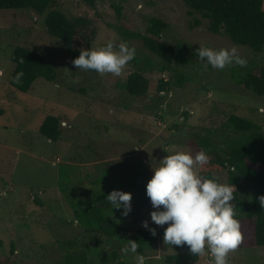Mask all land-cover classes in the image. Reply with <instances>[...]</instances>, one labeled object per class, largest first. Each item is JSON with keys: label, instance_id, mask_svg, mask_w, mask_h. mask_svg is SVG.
Returning a JSON list of instances; mask_svg holds the SVG:
<instances>
[{"label": "rangeland", "instance_id": "obj_1", "mask_svg": "<svg viewBox=\"0 0 264 264\" xmlns=\"http://www.w3.org/2000/svg\"><path fill=\"white\" fill-rule=\"evenodd\" d=\"M115 1L52 5L68 17L90 19L92 64L68 57L63 42L46 32L44 14L0 9V255L13 243L19 264H82V253L88 264H168L175 252L196 253L197 264H264L253 222L233 219L222 209L226 171L214 172L217 192H197L202 132L219 128L232 114L264 130V96L235 82L227 67L233 59L263 65L264 50L254 52L212 33L208 20L189 14L183 0H123L120 19ZM152 15L168 23L164 40L197 48H177L166 71L140 39L123 33H145ZM18 45L52 62L55 81L38 78L29 91H15L9 56ZM137 69L148 79L144 96H132L122 86ZM47 114L61 118L57 141L39 132ZM135 158L144 163V178L138 188L123 191L119 206L121 225L144 220L143 227L155 230L157 240L143 257L127 242L80 224L71 204L101 188L104 182L96 178L106 170L119 172L123 160L133 165ZM64 165L70 183L63 191L58 170ZM167 228L169 234L163 233Z\"/></svg>", "mask_w": 264, "mask_h": 264}, {"label": "trees", "instance_id": "obj_2", "mask_svg": "<svg viewBox=\"0 0 264 264\" xmlns=\"http://www.w3.org/2000/svg\"><path fill=\"white\" fill-rule=\"evenodd\" d=\"M93 5L96 0H82ZM122 2L112 3L116 17H122ZM189 14L198 13L208 20V30L226 35L235 44L247 46L254 52L264 50V0H183ZM54 0H0V9H33L44 14L46 32L63 42L68 57L84 63H94L92 44L95 28L87 17H68L62 10L52 8ZM195 25L200 20H195ZM168 28L164 17L152 15L146 20L145 33L123 31L130 38L140 39L144 47L161 64L159 70L166 71L179 47L197 49L187 43H171L163 39ZM9 60L15 68L10 75L9 85L18 92H27L38 78L55 81L56 69L52 62L40 52L25 45L16 46ZM227 64L230 77L245 89L257 96H264V64L257 65L254 60L235 61ZM153 65V64H152ZM160 91L167 85L161 80ZM132 96H144L148 89V79L144 71L131 72L122 84ZM165 93V92H159ZM61 118L47 114L39 125V132L51 141L61 138ZM198 145L203 149L199 155L197 192L215 193L220 181L214 172L226 171L227 188L222 209L231 211L230 217L241 221H251L254 226V240L257 246H264V130L253 121L232 114L217 129L208 128L197 137ZM122 170H106L96 181L104 182L102 187L87 194L82 199L71 201L76 220L90 231H100L112 239L127 242L140 256H145V247L157 240L155 230L145 228L144 220L136 226L121 225L119 206L123 191L138 188L144 178V163L136 159L133 165L122 161ZM117 175L119 176L117 178ZM121 176V177H120ZM58 181L61 190H65L70 179L67 166H60ZM68 181V183L66 182ZM150 185V184H149ZM148 185V186H149ZM146 186L144 188L147 189ZM249 193L245 200L242 194ZM139 219V218H138ZM141 223H143L141 225ZM170 228L163 230L169 234ZM3 241L0 239V247ZM15 247L11 243L9 252L0 255V264H19L14 257ZM117 251L112 256H117ZM168 264H197L198 255L190 252H175L169 255ZM105 260V258H103ZM82 264H88L84 253ZM67 264H72L67 260Z\"/></svg>", "mask_w": 264, "mask_h": 264}, {"label": "crops", "instance_id": "obj_3", "mask_svg": "<svg viewBox=\"0 0 264 264\" xmlns=\"http://www.w3.org/2000/svg\"><path fill=\"white\" fill-rule=\"evenodd\" d=\"M16 188V187H15ZM17 189V188H16Z\"/></svg>", "mask_w": 264, "mask_h": 264}]
</instances>
